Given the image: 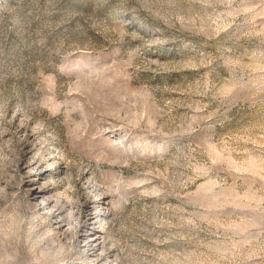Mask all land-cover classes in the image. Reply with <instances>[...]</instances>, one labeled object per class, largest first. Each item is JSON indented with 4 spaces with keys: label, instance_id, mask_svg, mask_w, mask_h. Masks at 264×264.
<instances>
[{
    "label": "rangeland",
    "instance_id": "1",
    "mask_svg": "<svg viewBox=\"0 0 264 264\" xmlns=\"http://www.w3.org/2000/svg\"><path fill=\"white\" fill-rule=\"evenodd\" d=\"M0 264H264V0H0Z\"/></svg>",
    "mask_w": 264,
    "mask_h": 264
}]
</instances>
